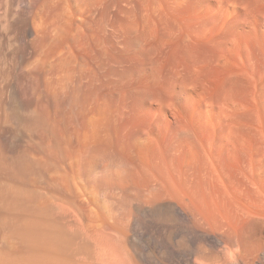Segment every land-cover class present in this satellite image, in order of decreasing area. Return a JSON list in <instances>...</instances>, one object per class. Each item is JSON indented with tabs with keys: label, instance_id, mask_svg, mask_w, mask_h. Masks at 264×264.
<instances>
[{
	"label": "bare ground",
	"instance_id": "1",
	"mask_svg": "<svg viewBox=\"0 0 264 264\" xmlns=\"http://www.w3.org/2000/svg\"><path fill=\"white\" fill-rule=\"evenodd\" d=\"M26 6L20 264H264V0Z\"/></svg>",
	"mask_w": 264,
	"mask_h": 264
},
{
	"label": "rangeland",
	"instance_id": "2",
	"mask_svg": "<svg viewBox=\"0 0 264 264\" xmlns=\"http://www.w3.org/2000/svg\"><path fill=\"white\" fill-rule=\"evenodd\" d=\"M27 4L29 6V0H0V264H16V263L20 264L22 260L24 261L26 260L27 254L30 253L29 251L30 249L28 250V248L24 246L23 243H21L20 239L18 240L14 239V238L17 239V236L14 237L15 235H17V233L16 234L14 233L12 229V225L14 224V222L18 223V221L22 219V217L19 219V217L21 216L20 214L21 212H17V211H19L20 208H22V210L20 211H23V207H24L23 206L19 208L18 207L19 204L17 205L16 203L19 201L21 204V201L20 199L18 200V198H20L23 195L22 194L23 192L21 193L22 195L20 196L21 188L18 187L20 189L18 188L15 189V195H16L15 200L18 201H16L15 202L16 205H14L13 204L14 200L11 198L13 197L11 196V194L13 193L12 192L13 185L11 184L12 182L10 183V179H12V170L11 173L9 171L12 165L11 163L12 161H10V155H12L11 158L17 156L19 157L17 159H20L18 152L22 153L21 151H23L24 153V150H22L21 148H24L25 145L22 146V144H26V139L28 138V133H27L29 132L28 129H26L27 130L26 133H24L23 131V129H25L28 126V124L27 125L24 124L23 121H25L26 123L29 120L30 115L32 116V110H30L32 106L31 107L29 106L28 108V104H27L28 97L27 96L25 97L24 95L25 92H23V90L26 88L29 89V92H31L33 89L30 87L31 85H33V82L34 85L36 86L37 82L36 80H33L30 74L35 73L33 71L37 70V66H38L37 64L39 63V55L31 43V38H12V39L7 38L5 33V25H4L5 20L4 23L2 21L3 12L7 8L19 7V6L22 7L23 5H27ZM14 84H16V87L20 89V94L22 97L21 99H23L22 104H18L17 105L18 107H16L17 109L15 110H13L11 104V98H10V91L11 88L15 86ZM26 89L25 91H27ZM25 113L28 115H26ZM22 116L23 118L26 116L27 120L26 118H24L25 119L24 120ZM14 119L16 120L15 122ZM17 120L19 121V123L23 120L22 121L23 123L21 122L23 126L19 124ZM11 121H13L14 123ZM19 130H21L22 133L18 132ZM22 138L24 140H22ZM23 153L21 154V156L23 155ZM32 177L33 176L30 175V178H28L29 181L31 180ZM18 180H19L18 183H20L21 182L20 178ZM18 180L16 179V181ZM18 183L16 184L18 185ZM17 190L18 192H16ZM27 190L28 191L25 192L26 194H24L21 198L25 197L27 193L29 195L31 190H29V188ZM17 193L19 196H17ZM32 193L33 192L31 191L30 195L32 196L35 195L37 197V194H35V192L33 193L34 195ZM11 201L13 202L11 203ZM11 205L15 206V209L17 207V210L14 211V213L17 212L20 215H18L17 213H16L17 215L14 213H13L14 215L12 214L13 211H11V209L12 210L14 209L11 208ZM30 213H28V215ZM30 215L33 216L32 213ZM13 216H15V221H13L12 224V220H14ZM27 219L30 221L31 216H28ZM12 233L14 234V236L11 235Z\"/></svg>",
	"mask_w": 264,
	"mask_h": 264
}]
</instances>
